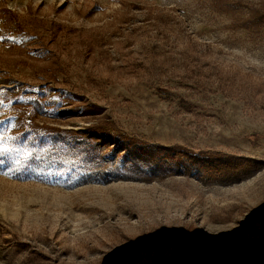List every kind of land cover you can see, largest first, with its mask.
I'll list each match as a JSON object with an SVG mask.
<instances>
[{
  "label": "rangeland",
  "instance_id": "1",
  "mask_svg": "<svg viewBox=\"0 0 264 264\" xmlns=\"http://www.w3.org/2000/svg\"><path fill=\"white\" fill-rule=\"evenodd\" d=\"M0 159V264H264V0H0Z\"/></svg>",
  "mask_w": 264,
  "mask_h": 264
},
{
  "label": "water",
  "instance_id": "2",
  "mask_svg": "<svg viewBox=\"0 0 264 264\" xmlns=\"http://www.w3.org/2000/svg\"><path fill=\"white\" fill-rule=\"evenodd\" d=\"M159 242H173V243H177V244H180V245H183V246H186V247H190V248H199L203 245H197V244H193V243H187V242H184V241H179V240H174V239H156V240H152V241H147V242H144V243H141L135 247H131L125 251H123L120 255H118L117 259L114 261L113 264H118L121 259L130 251H132L133 249H137V248H140V247H143V246H149V245H153V244H156V243H159Z\"/></svg>",
  "mask_w": 264,
  "mask_h": 264
},
{
  "label": "trees",
  "instance_id": "3",
  "mask_svg": "<svg viewBox=\"0 0 264 264\" xmlns=\"http://www.w3.org/2000/svg\"><path fill=\"white\" fill-rule=\"evenodd\" d=\"M256 243L259 244V246H258L259 249H263L264 248V239L262 240L261 243L258 242V241ZM174 245H175V247H179V248L181 247V248H184V249H193V250H195V248H189V247L182 246V245H179V244H174Z\"/></svg>",
  "mask_w": 264,
  "mask_h": 264
},
{
  "label": "snow or ice",
  "instance_id": "4",
  "mask_svg": "<svg viewBox=\"0 0 264 264\" xmlns=\"http://www.w3.org/2000/svg\"><path fill=\"white\" fill-rule=\"evenodd\" d=\"M4 161L2 159H0V165H3Z\"/></svg>",
  "mask_w": 264,
  "mask_h": 264
}]
</instances>
